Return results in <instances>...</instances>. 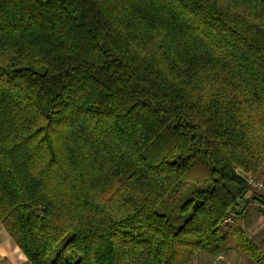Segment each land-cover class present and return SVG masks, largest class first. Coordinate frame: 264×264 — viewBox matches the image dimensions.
<instances>
[{
  "label": "trees",
  "instance_id": "16d2710c",
  "mask_svg": "<svg viewBox=\"0 0 264 264\" xmlns=\"http://www.w3.org/2000/svg\"><path fill=\"white\" fill-rule=\"evenodd\" d=\"M262 171L264 0H0V224L30 264L256 260L228 223Z\"/></svg>",
  "mask_w": 264,
  "mask_h": 264
},
{
  "label": "crops",
  "instance_id": "0c3cea01",
  "mask_svg": "<svg viewBox=\"0 0 264 264\" xmlns=\"http://www.w3.org/2000/svg\"><path fill=\"white\" fill-rule=\"evenodd\" d=\"M252 199L257 201L254 198ZM249 209L245 212L247 213L246 217L238 214L233 218L231 225H235L242 230L244 238L255 248L258 259L246 258L238 250L236 241L232 239L228 248L218 257L211 258L205 253L199 252L195 255L191 264H264V217L260 214H257L258 217L254 216L257 225L253 227V221L249 220L251 213L247 212ZM0 264H30L1 224Z\"/></svg>",
  "mask_w": 264,
  "mask_h": 264
},
{
  "label": "rangeland",
  "instance_id": "374dc122",
  "mask_svg": "<svg viewBox=\"0 0 264 264\" xmlns=\"http://www.w3.org/2000/svg\"><path fill=\"white\" fill-rule=\"evenodd\" d=\"M252 176L257 182H262L264 183V171H262L260 174H257V175H250ZM247 192L246 194L244 195L243 199H242V203L240 204L239 206V215H243V217H246L245 215L247 213L246 210H248L249 208V211L247 212H250L251 213V216L249 217V220L253 221V227L257 225V221H255L254 219V216H257V214H260L261 216L264 217V197L261 193H259L256 189L254 188H251V187H248L247 186ZM253 196H256L258 198H260L262 201H263V204H261L259 201H253ZM250 206V207H249ZM244 219V218H243ZM233 222H229L228 225L231 226Z\"/></svg>",
  "mask_w": 264,
  "mask_h": 264
},
{
  "label": "built area",
  "instance_id": "2783aa9c",
  "mask_svg": "<svg viewBox=\"0 0 264 264\" xmlns=\"http://www.w3.org/2000/svg\"><path fill=\"white\" fill-rule=\"evenodd\" d=\"M244 180L247 184L248 187L256 189L259 193H261L264 197V183L262 182H257L252 176L250 175H245L243 176Z\"/></svg>",
  "mask_w": 264,
  "mask_h": 264
}]
</instances>
